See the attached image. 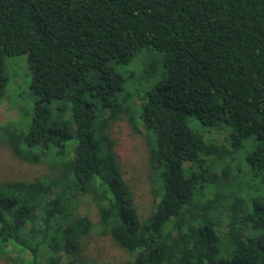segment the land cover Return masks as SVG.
<instances>
[{
	"label": "trees",
	"instance_id": "16d2710c",
	"mask_svg": "<svg viewBox=\"0 0 264 264\" xmlns=\"http://www.w3.org/2000/svg\"><path fill=\"white\" fill-rule=\"evenodd\" d=\"M150 48L164 55L159 78L126 90L112 63ZM19 53L37 99L26 129L7 120L0 140L51 171L0 182V258L91 264L86 195L101 233L132 255L123 264H264V0H0V97L3 57ZM141 69L143 86L155 62ZM121 114L149 142L144 219L109 137Z\"/></svg>",
	"mask_w": 264,
	"mask_h": 264
},
{
	"label": "rangeland",
	"instance_id": "374dc122",
	"mask_svg": "<svg viewBox=\"0 0 264 264\" xmlns=\"http://www.w3.org/2000/svg\"><path fill=\"white\" fill-rule=\"evenodd\" d=\"M163 52L150 48L137 52L127 63H112L116 71L123 75L125 79L124 88L129 91L140 89L141 87L153 84L159 78V71L163 69ZM2 66L6 75L5 90L0 97V125L4 122L16 121L19 128L25 130L27 123L34 110V104L37 97L32 93L30 88L31 71L27 55L19 53L3 57ZM154 61L156 72H154L147 83L140 82L143 65L146 67ZM141 89V91L143 90ZM135 104L138 99L133 100ZM41 106L50 107L49 104L41 102ZM107 115V110L104 111ZM189 125L197 130L204 131V136L219 140L224 139L223 131H217L201 125L197 120L191 118ZM224 129H227L223 126ZM141 132H134L126 116L113 118L108 126L109 137L114 142V150L118 154L119 168L122 176L128 184L134 206L141 219H144L152 209V194L149 169V142L145 135L144 129ZM243 143L235 150L237 165L249 173V166L245 162V155L250 150V145L245 146ZM51 170L46 162L32 164L22 161L15 157L7 145L0 140V182L6 180H32L34 177L47 175ZM259 179L264 178V172L258 175ZM248 178H250L248 176ZM255 180V186L262 189L264 195V181ZM254 196L260 193H251ZM77 210L81 214L87 215L92 223V229L86 238V254L91 264H123L131 259L132 255L126 253L117 247L109 236L101 233V228L97 222V211L95 205L89 197H78ZM0 264H11L9 260L0 258Z\"/></svg>",
	"mask_w": 264,
	"mask_h": 264
}]
</instances>
